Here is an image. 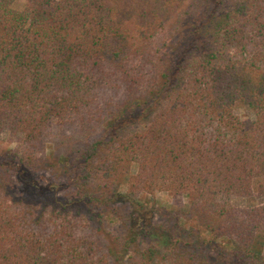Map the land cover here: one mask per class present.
<instances>
[{"label": "trees", "instance_id": "obj_1", "mask_svg": "<svg viewBox=\"0 0 264 264\" xmlns=\"http://www.w3.org/2000/svg\"><path fill=\"white\" fill-rule=\"evenodd\" d=\"M17 1L0 264H264V0ZM161 190L167 222L142 198Z\"/></svg>", "mask_w": 264, "mask_h": 264}, {"label": "rangeland", "instance_id": "obj_2", "mask_svg": "<svg viewBox=\"0 0 264 264\" xmlns=\"http://www.w3.org/2000/svg\"><path fill=\"white\" fill-rule=\"evenodd\" d=\"M23 5H24V2L22 0H18L16 2L17 7L22 8ZM235 112L237 115L241 117H251L252 116V113L242 106H237L235 109ZM137 125H141V123ZM14 146H15V142L14 141L11 142L8 134L2 133L0 135V152H2L4 148L6 147L13 148ZM46 155L49 158H52V151L49 147L46 149ZM123 172H124L123 173L124 176L119 181L117 189L121 192H126L128 182L133 178V175L135 174V165L133 163L125 164V166L123 167ZM38 178L40 182L43 184H47L54 180L51 175V172L48 170L41 171L38 174ZM142 198L143 199L145 198L148 204H154L156 208H164L165 210H167V212L164 215L158 216V218H156L157 221L167 222L171 220L168 216H169V212L172 209V204H171V199L166 190L157 191L154 195H148V196L142 195ZM232 201L234 204L240 205V206H244L246 204V200L243 198L234 197ZM182 222L183 224H185L184 220H182ZM202 236L207 237L208 234L203 233ZM263 254H264V251H263Z\"/></svg>", "mask_w": 264, "mask_h": 264}]
</instances>
